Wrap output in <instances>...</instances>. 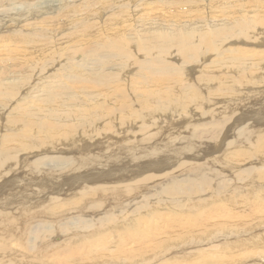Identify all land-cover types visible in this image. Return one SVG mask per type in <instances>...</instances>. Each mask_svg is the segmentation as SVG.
<instances>
[{"label": "bare ground", "instance_id": "obj_1", "mask_svg": "<svg viewBox=\"0 0 264 264\" xmlns=\"http://www.w3.org/2000/svg\"><path fill=\"white\" fill-rule=\"evenodd\" d=\"M31 1L33 2L34 0H0V10H4L2 17L0 15V29H5V31L3 30L4 33L0 34V108H2L0 110V196L2 194L5 195V191L9 189H14L12 191H48L46 198L52 191H70V188L73 191H133L135 193L118 199L106 200L99 206L89 207L87 211H84L86 208L83 207L59 212L50 211L51 214L45 215L37 213L38 217L32 221H21V219L24 218L25 220L36 207L17 208L16 210L21 213L20 216L7 218L6 215L12 209L6 208V205H13L20 200H23L20 206L24 205V202L28 205V201H35L33 196L32 199L34 201L27 200L28 196L25 193L20 198L12 199L7 204H1L0 264H104L102 262L106 264H174V259H177V254L182 252L184 247H195L196 250H192L189 254L190 256H186L178 264H230L235 257L247 256V251H242L239 256H235L237 252L233 256L223 257L220 253H217L211 238L207 239L208 247L206 249L204 247L201 248L203 245V233L211 227L221 228L219 225L222 224H220L219 220L228 217L238 227H244L247 224H250V226L257 225L259 222L255 224L256 220L264 218V203L261 200L264 195H255L254 200L247 202L236 194V197L226 193L221 194L215 197L219 199V202L217 199H213L211 210L204 213L201 202L194 205V202H190L188 198L194 192H201L203 187V189L207 188L209 191L214 189V187H210L209 183L218 181V177L214 175L213 167V163H215L213 161L217 157L214 158L211 155L221 148L210 144L212 143L210 141L212 135L207 137L209 142L203 141L207 138L201 137L202 139L198 143L188 142L186 137L188 138V132H190L191 136L193 135L192 127L205 128L216 125H206V121L215 119L213 116L216 113L217 103L218 105H223V111L226 108L230 111V114L228 113L225 116L227 117L225 120L227 123L224 121L225 123L222 126L220 125V127L224 128L223 130L230 127L233 123L239 124L248 120L250 124H256L258 121L264 122V81L260 88L253 90L247 84L248 81L255 78L254 75L261 69V66L253 61L263 59L264 29H246L253 35L255 33L261 37L258 39L254 38V40L257 39V42L249 43V46L248 42H246V46L238 48L249 56L241 55V58L245 61L241 63L243 66L240 67L246 69V73L242 74L246 83L241 79L231 87L237 91L243 86L245 92L247 94L250 93L249 101L252 98L260 99L258 102L263 105L257 108L260 110H254L252 114H245L248 110L245 111L238 107L240 104L235 105L233 101L232 104L231 100L233 97L229 95L221 97L220 95L223 94L208 77L211 67L200 68L186 65L183 72L180 71L185 74L180 82H189L193 88L200 92V99H196L195 95L185 96L180 93L177 102H172L156 111L155 114L158 120L153 125L129 122L128 116L130 113L123 111L119 113L125 117L121 121L122 125H120L114 121L111 114L104 110L98 100H94L93 96L89 95V89L92 87L99 91L97 95H102L109 88H112L115 83H124L123 81L127 79L120 76L134 70L137 61L134 60L129 64L126 63V65L125 63L120 64L119 70L116 71L114 64H117V57L114 50L110 47V41L113 38L107 40L102 32L105 40L98 29L89 32L85 30L96 26V18L100 19L103 15L109 14L105 20V26L108 24L107 28L111 32L108 31L109 33L106 34L115 36L119 33L120 28H123L121 27L123 23L121 13L123 14L125 11L126 14H124L128 16L132 12L137 13L138 15L135 19L138 24L137 27L140 28L136 29L144 30L150 36L152 34V24L155 23V16L149 13L153 1L67 0L68 5L63 7L49 4L37 10H35L34 6L40 5V0H35V4ZM47 1L57 2L58 0ZM63 1L65 0H60V2ZM256 3L264 4V0H259ZM10 5L16 8V11H14L15 15L19 14L16 17V23L15 19L13 21L10 18H8V21L5 20V17L9 15V11H6V9ZM99 5L104 6L103 10H97ZM240 5L242 4L238 0H174L172 6L161 4V8L168 11L174 10L177 13V18L190 16L191 19L197 20L202 16H207L219 22L225 18L230 8H232L230 15L235 11L232 18L239 15L244 16L248 11L255 10L257 12L263 11L262 18L264 20V6L243 8ZM48 7L51 8L48 9ZM99 7L101 8L102 6ZM35 11L36 13L33 14ZM21 21L22 23H20ZM223 21L224 26L229 22L227 19ZM60 22L63 25L62 29H71L66 34L63 33L64 39L69 43V47L66 48L68 50L64 49L61 53L54 48L50 49L53 40L58 42L62 39V36L56 35L59 30L53 28L56 23ZM113 23L115 26H112ZM126 25L128 26V24ZM16 28L18 29L17 32L16 30H10ZM192 28V25L187 26V29ZM156 29L164 28L158 26ZM124 30V28L121 29V32H124ZM156 33L162 38L166 35L165 31L158 30ZM250 34L246 37L251 36ZM123 39V36L120 35L116 38L118 42L123 41ZM63 41L61 40V42ZM45 42L51 44L46 45L47 48H45L43 47ZM243 42L245 43V41ZM258 46L261 47L258 48ZM211 50L212 53H215L218 48L214 46ZM199 54L198 51H194V56L183 53L179 55L182 58L177 60L186 59L189 61L199 57L201 58V64H204L207 58H211L210 55L207 57V54L198 56ZM77 57H81V61L75 60ZM109 57H111V61L108 60ZM165 57L166 59L168 58L167 56ZM61 58L64 59L60 60ZM136 58L138 59V56ZM150 58L144 64L140 60L142 62L138 65L139 70L137 71L140 83L136 82V87H134V81L138 78L130 83L133 86L130 85V89L134 91V97L136 96V98L139 91L144 90L143 86L147 85L152 88V81L155 77L169 76L172 69L178 70V68H181V65L175 68L170 60L162 62V60ZM142 59L144 58L142 57ZM63 60L64 65L62 67ZM186 60L181 63L187 64ZM46 66H51L55 70L48 69ZM111 67H114L113 73L118 75H114L111 73L112 71L108 70ZM44 68H47L48 72L45 73V76L39 75L38 77L42 70L44 72ZM36 69L37 71L40 70L38 74H34L33 70ZM50 70L53 72H50ZM196 71L199 75L194 76ZM117 76L120 77V82L117 81ZM35 80L37 81L34 82ZM167 83L164 86H168L170 89L174 88L172 84L168 85ZM177 91L179 90L177 89ZM66 93L69 94L67 97ZM125 94H127L126 90ZM125 94L123 86L124 97H126ZM240 99L241 97L237 100ZM90 102H92L93 106H91L92 112L88 116L87 108L90 110ZM143 102L145 103V101ZM107 104L113 108L117 102L109 101ZM68 105L77 108L76 111L78 113L72 118L63 114V110ZM249 105H251V102ZM10 113L16 114L11 116L9 115ZM83 115H87L85 117L88 119L73 120L77 116L82 118ZM100 118L103 120L101 125L96 121ZM231 121L232 123L229 125L228 123ZM80 125L84 126L85 135L81 132L83 127ZM262 127H264V124ZM46 130H51L50 133L53 136L61 134L59 133L60 131L75 132L76 134L71 135L67 139V141L69 140L67 146L69 145L70 147L54 148L55 141L51 137V144L23 146L16 151H12L25 143L24 139L33 138L35 133L40 135ZM263 134L264 132L258 134V137ZM231 135L232 131L229 129L227 133L223 134V139ZM232 137L233 139L226 150L240 148L245 153L253 151L255 155L250 161L252 165L245 168V173L240 178L238 176L241 181H246V184L240 185V183L234 187L229 183V186H223V190L264 191V150H255L259 138L253 134L239 136L233 134ZM251 137L257 138V140L255 139L256 141L253 142ZM76 138H79V140H70ZM176 140L192 145L190 147L192 149L186 151V154L198 153L208 158L210 156L209 160L207 158L201 163L181 161L180 164L188 163L193 166L181 167L179 170L181 173L177 174L172 181L167 179L160 181L166 183L164 186H160L159 189L157 188L158 184H160L158 182L151 183L150 186L146 183L134 185L127 183L128 178L131 180L138 176H143L141 181L151 180L155 178L153 176L155 167H160V170L168 168L167 166L171 165L175 161L173 159L177 157L174 156L172 151L170 155V152L166 150V146ZM139 143L153 144L151 148H145L141 147ZM243 147H247L249 152ZM31 150L38 151L28 157L21 154L17 155L16 160L19 165L14 170H9L11 174L18 173L22 175L23 169L27 167L28 172L24 176L29 178L30 181H21L20 179L9 180L8 182L7 179L4 181L2 170L8 167L7 164L14 158L15 154L26 153ZM60 151H63L64 155ZM47 153L49 154L47 158L50 161H47L46 157H42V154ZM205 153L210 155L206 156ZM72 156L77 158L76 167L67 164L61 169H54V166L58 163L65 162L62 159L66 157L70 159ZM212 157L213 159H211ZM177 160L179 158L176 159V162ZM220 160L225 165L222 169L228 171V174L237 170L239 165H241L224 158V155L222 158L220 157ZM216 170L219 172L223 171ZM253 172L256 173L252 175ZM75 173L78 174L74 177ZM49 175H53L54 178L51 180L45 179ZM258 177L262 178L260 182L257 180ZM182 178H195L196 180L186 186L179 181ZM233 182L235 181L233 180ZM109 183L117 184V186H107ZM193 183L198 184L196 185L198 187H194ZM18 187L21 190L16 189ZM139 191L144 192H142L144 197L141 200L145 198L146 201L143 203H139V200H137L139 195H136V193ZM93 198H96V196L93 195ZM201 198L203 200V197ZM133 199H136V204H134ZM131 200L133 201L130 202ZM122 202H125L124 205H130V210H127L129 209L127 208L126 211H119V208L122 207ZM235 203L246 204L250 207V213H245V218H242L243 215L236 211V217H234L230 207ZM38 204L43 205L42 202ZM244 210L243 212L249 211ZM85 212L86 214L94 215L93 218H81L78 215ZM76 213L78 216L75 215ZM99 214L101 216H99L97 221L94 217ZM69 216H74L73 218L76 220H68V222L61 224L60 229L68 233L71 232L73 235L70 238L53 244L51 242L48 245L49 240H44L45 237L50 238L52 233H54L53 227L59 222L58 220L63 221ZM208 219L209 222L205 223ZM12 220L18 222L19 226L11 225L10 222ZM75 221L81 225L73 227L69 224ZM42 223H46V226H42ZM76 229L80 230L75 231ZM85 231V236L76 235ZM224 235L223 233L222 238ZM40 243H43V246L39 245ZM175 243L181 246L176 248ZM259 244L261 245L260 251L264 252V238L260 240ZM57 246L63 247L51 254V260H49L50 258L45 260V257L43 258L45 249H50L51 252ZM175 251L177 253L173 254ZM204 254L211 255L212 258H205Z\"/></svg>", "mask_w": 264, "mask_h": 264}, {"label": "rangeland", "instance_id": "obj_2", "mask_svg": "<svg viewBox=\"0 0 264 264\" xmlns=\"http://www.w3.org/2000/svg\"><path fill=\"white\" fill-rule=\"evenodd\" d=\"M58 1L57 2L56 1L48 2L47 0H40V2H39L40 5H38L37 7L36 6H34V7L36 8L35 10H37L38 8L41 9L40 7H44L45 5H49V4H53L51 6L55 5L58 7L60 5H61L60 7L68 5L67 0H65L63 2H60V0H58ZM142 1L143 0H140L139 2H142ZM151 1H153V3H152L151 10L149 11V13L155 16V18H154L155 23L152 24V34L150 36L148 35V33L146 31H144V30L140 31V30L136 29V28H140V27H137L138 26L137 20L135 19V17L138 14L135 12H132V14L128 16V15H125L126 14L125 11L123 12V14L125 13L124 15L121 13V16H123V23H122L121 27H123L125 29L124 32H121V29H123V28H120L119 33L115 36L106 34V33L111 32V30H108V28H107L108 24L105 26V24H106L105 20L109 14L103 15V17H101L100 19L96 18L95 19L96 20V26L92 27V28H90L91 27L90 26L89 27L90 29L85 30V31L89 32L91 30L95 31V29H98V30H100V33H101L103 38H104V35H105V38L107 40H110L111 38H113L110 41V47L116 53V57H117L116 63L119 65L114 64L115 68L114 67L109 68L108 70L112 71L111 73H113V68L116 71L119 70L120 66L123 63H125V65H126V63L129 64V63L133 62L134 60L137 61L136 66H134L135 67L134 70L130 71L126 75L120 76V77L127 79V80L123 81L124 83H115L112 86V88H109L102 95H97V93H99V91L95 90L92 87L90 88L91 90L89 89V91H90L89 95L91 94L93 96L94 100H98L102 104L104 110L113 116L114 121L117 122L118 124L122 125L121 121L125 117H124V115L119 114V113L123 112V111H128L130 113V115L128 116V118L130 119L129 122H137V123H140L142 125H153L158 120V117L155 114L156 111L162 107L169 105L172 102H177L180 93L185 95V96L195 95L196 99H200L201 98L200 92L197 89L193 88L189 82H180L181 78L183 76H185V74H183L181 72H183V70L186 68V65L187 66L188 65L189 66L190 65L198 66L200 68L211 67L210 74L208 75V77L216 85L217 89L223 94V95H220L221 97H225L227 95L233 97L231 102L233 101L235 105L240 104L238 107H241L245 111L248 110L245 114H252L254 112V110H256V111L260 110V109H257L258 107L263 106L258 102V101H260V99L252 98L249 101L248 99L251 97L250 93L247 94L245 92V89L243 88V86L241 88H239L237 91L232 89L231 87L234 83H236L237 81H240L241 79L243 82H245V77L242 74L246 73V69L240 67V66H243V65H241V63H243V61H245V60H243L241 58V55H245V56H248V55L243 50H239L238 48L241 46H246L247 45L246 42H248V46H249V43L257 42L256 40L261 37L259 34H255V33L253 35L251 32L247 31L246 29H252V30L257 29V28H263L264 29V20L262 18L263 11H261V12H257L255 10L250 11V12L248 11L247 14L244 16L239 15V16L232 18L233 14H235V11H233V13L230 15V13L232 12V8H230L227 15L225 16V18L220 20V22L222 21V23H220L219 21H216V19H212V18L207 17V16H202L197 20L191 19L190 16H186V18H177V13L174 10L168 11V10H164L161 8V4H169L172 6L174 4V0H166V1L160 0V1H155V2H154V0H151ZM186 1H189V0H186ZM238 1L240 4H242L240 6L243 8H253V7H258V6H264V4H257L256 3L259 0H238ZM32 3L35 4V0ZM7 6H8V4H7ZM7 6H6V8H8ZM10 6L8 9H6V11H9L8 12L9 15L5 17V20L8 21L9 20L8 18H10L11 21H13L15 19V23H16V17L19 14L15 15L14 11H16V8L14 6H11V7H13V8H11ZM99 6H102V7L100 8ZM99 6H98L97 10H103L104 6L103 5H99ZM50 8L51 7H48V9H50ZM3 13H4V10L3 11L0 10L1 17H2ZM35 13H36V11L33 14H35ZM140 14H143V13H140ZM117 16H119V15H117ZM33 17H35V16H33ZM128 18H130V19H128ZM226 19L229 20V22L226 26H224L223 20H226ZM131 21H133V22H131ZM15 23H14V25H15ZM20 23H22V21ZM60 24H61V22L56 23L53 28H56L57 30H59V31L56 30L57 31L56 35L62 36L61 40L62 41L64 40V41L61 42V40H60V41L56 42L53 40L52 44L45 42V43H43L44 44L43 47L47 48L46 45L51 44L52 47L50 49L54 48L55 50H59L61 53L62 50L63 51H64V49L68 50L66 48L69 47V43L66 42V40L64 39L65 36L63 35V33L66 34L71 29H62L63 25L62 24L60 25ZM126 24H128V26ZM188 25H192L193 28L187 29ZM220 25H223V26H220ZM112 26H115V24L113 23ZM158 26L163 27L164 29H156V27H158ZM11 28H13V27H11ZM3 30L5 31V29H0V34L2 32L4 33ZM10 30H16V32H17L18 29L16 28V29H10ZM53 30L55 31V29H53ZM77 30H79V29H77ZM158 30L166 32V35L164 38L157 35L156 31H158ZM260 31L262 32V30H260ZM102 32L104 35L102 34ZM263 32H264V30H263ZM5 33H8V32H5ZM248 34H250L252 37L251 36L246 37ZM106 35H108V36H106ZM119 35L123 36V38H124L123 41H121V42H118L116 40L117 36H119ZM255 35H257V36H255ZM246 38H248V39H246ZM254 38H257V39L254 40ZM243 41H245V43ZM214 46L218 48V51L215 53H212L211 49L214 48ZM250 47H252V45H250ZM260 47L261 46H258V48H260ZM194 51H198L200 53L198 56H204L207 54V57L210 55L211 58L210 59L207 58L206 63H204V64H201V62H200L201 58H199V57H197L196 59L194 58V60H189V61L185 59L188 62L187 64L181 63L182 61H185V60H181V59H179L180 61L177 60L178 58H182L179 55L183 54V53H188V54H191L194 56ZM136 56H138V59L136 58ZM165 56H167L168 58L166 59ZM169 56H171V57L169 58ZM142 57L144 59H142ZM149 57H151L150 59L156 58L157 60H162V62L170 60L173 62V64H174L173 66L175 68H178L179 65H181V68H178V70L172 69L170 71L169 76L155 77L152 81V83H153L152 88H149L147 85L143 86L144 90L143 91L140 90L139 94L136 98V96L134 97V91L132 89H130V85H131L130 83L132 82V80L134 81L135 79H137L139 77L138 72H137L139 70L138 65L142 61L144 64L145 61L149 60ZM80 58L81 57H77V58H75V60L81 61ZM62 59H64V58H61L60 60H62ZM108 60L111 61V57H109ZM112 60H114V59L112 58ZM140 60H142V61H140ZM209 60H211V61H209ZM252 60H254V59H252ZM248 61H250V60H248ZM62 62H63V64H62ZM62 62H61V64H62L61 66L63 67L64 60ZM253 62L255 64L261 66V69L254 75L255 78L253 80L247 82L249 88L252 90L260 88L263 84V81H264V56H263V59L261 58L259 60H255ZM46 67L48 69H52L51 66H46ZM47 68H44V72L42 70V73L40 72L41 74L40 73L38 74V72L40 70L37 71V69H36L33 71H34V74L35 73L38 74V77H39V75L45 76V73L48 72ZM58 68H59V66H58ZM52 70L54 71L55 69L53 68ZM52 70H50V72H53ZM134 71H136V72H134ZM113 74L118 75L117 73H113ZM195 75H199V73L196 71V72H194V76ZM117 77H118L117 81L120 82V79H119L120 77L119 76H117ZM137 80L134 81V87H136V84H137L136 82L140 83V78H138ZM36 81L37 80H35L34 82H36ZM167 82H169V83H167ZM166 83L168 85L172 84L174 86V88L170 89V88H168V86H164ZM123 86H124V94H125V90L128 94V95L125 94L126 97H124V95H123ZM177 89L179 91H177ZM129 91H130V93H129ZM192 92H193V94H192ZM68 95L69 94L66 93V97ZM239 97H241V99L237 100ZM246 98H247V100H246ZM109 101L117 102L116 106H114L113 108L109 107L107 104ZM143 101H145V103ZM248 101H249V103H248ZM233 102H232V104H233ZM250 102H251V105H249ZM88 106H89V104H88ZM91 106H93L92 102H90V110H88V108H87V112H88L87 114H89L88 116H90V114L92 112ZM216 107H217L215 110L216 113H214V116H213L215 119H209L206 121V125H210V124H216V125L208 126L205 128L192 127L191 131H192L193 135L191 136L190 132H188V138L186 137L188 142L198 143L202 139L201 137L207 138V137L212 135V139L210 140V141H212V143H210V144L215 145V146H220V148H221V149L217 150V152H213V155H211V156H214V158L217 157L215 159V161H213V162H215V163H213V167H214V175H216L218 177V181L209 183L210 187H212V188L214 187V189L212 191H209V190H207V188L203 189L204 188L203 187L201 192H199V193L194 192L192 194V196L190 198H188V200L190 202H194V205L196 203L201 202V205L203 207L202 209H203L204 213H206L208 210H211L210 207L213 203V199H217L219 202V199L215 198V197H218L221 194L226 193L230 196H235V194H236L239 198H243L247 202L254 200L255 195H259V194L264 195V191H224L223 190L224 189L223 186H229L230 185L229 183H231V185L234 187H235V185H239L240 183H241L240 185L246 184V181H241V179H239V178L241 175H243V173H245V168L252 165V164H250V161L254 158V155H255L253 151L249 152L247 147L246 148L243 147V149H245L249 153L243 152V150L240 148L232 149V150H229V149L226 150V148L230 145L229 143H231V141L233 139L232 135L233 134L236 136L245 135V134L256 135V137L259 139H258V142L256 144L255 150H264V134L259 135V137H258V134L264 132V127H262L264 122L261 123L260 121H258L256 124H250V122L248 120V121H245V122L239 123V124L233 123L230 127L223 130L224 128L220 127V125L222 126V124L226 122L225 120L227 117H225V116H227L226 114H228L230 111L227 108H226L227 110L225 109L226 112L223 111V105L222 106L218 105V103H217ZM0 110H2V108H0ZM76 110H77V108H73V107L68 105L65 107V110H63V114H64V116H70V118H72V117H74V115H76L78 113ZM15 114L16 113H14V114L10 113L9 115L12 116ZM85 116H87V115H83L82 118L77 116V118L75 117L73 120L85 119L86 118ZM86 119H88V118H86ZM96 121L100 125L103 124L102 118H100ZM87 123H88V121H87ZM230 123H232V121L229 122L228 124L230 125ZM80 126L83 127V128L81 127L82 128L81 132L84 133V135H85L86 131L84 129V126L83 125H80ZM0 127H1V125H0ZM229 129L232 131V135L226 139H223V134L227 133V130H229ZM257 129H258V131H257ZM0 130H1V128H0ZM50 132H51V130H46L44 133H41L40 135H37V133H35L33 138L28 137V138L24 139V141H26V142L23 143L22 145H20L19 147L13 149L12 151H16L17 149H19L23 146H29V145L43 146L45 144H51V141H50L51 137L55 141V144H54L55 147L54 148H56V147H70L69 145L67 146V144H69V140L67 141V139L71 135L76 134L75 132H73V133L68 132L67 133V131H60L59 133H61V134H59L57 136H53ZM258 132H260V133H258ZM257 138L251 137V140L254 142L257 140ZM70 140L78 141L79 138L70 139ZM64 141H67V142L62 144ZM203 141L209 142V139L207 138ZM152 144L153 143H145V144L139 143V145L141 147H145V148H151ZM225 144H228V145H225ZM191 146L192 145H190L186 142H181V141H177V140L173 141L171 144L166 146V150L170 152V155H171V151H172L174 153V156L179 158V160H177V162H176L177 158H174L173 161L175 160L174 161L175 163L172 162L171 165L167 166L168 168H164V169L160 170V167H155V171L153 172V176H155V178H153L151 180L141 181L143 179V176H138V177L132 178L131 180L128 178L127 183L132 184V185L138 184V183H146L148 186H150L151 183L153 184L154 182H156V183L158 182V183H160V184H158V187H157L159 189L160 186L162 187L166 183V182L162 183L160 181H162L164 179L172 181V180H174V178L176 177L177 174L181 173V171H179L181 167L193 166V165H189L188 163H181L180 164L181 161H188L190 163L191 162L192 163H196V162L201 163V162L205 161V159L208 158V157H203L202 155H200L198 153L186 154V151H189L190 149H192V148H190ZM9 150H11V149H9ZM37 151L38 150H31V151L26 152V153H16L14 158L7 164L8 167L6 169L2 170L3 178H5L4 181L7 179H8L7 182L9 180H18V179H20L21 181H30L29 178L24 176V174L26 172H28L27 167H25L23 169L22 175H20L18 173H15V174L12 173L11 174L10 171L14 170L19 165V163L16 160L17 155L21 154L22 156L28 157L31 154L36 153ZM48 153L44 154V155L42 154V157L47 158L49 155ZM60 153L64 155L63 151H60ZM205 154H206V156L210 155L209 153H205ZM223 155H224V158L231 160V161H234V162H237V163H240L241 165H239L237 170L228 174L229 173L228 171H225L222 169V168H224L223 166H225V165L220 160V157L222 158ZM209 158H210V156H209ZM209 158H208V160H209ZM211 159H213V157ZM64 160H65V162H63L61 164L58 163L57 165H55L54 169H61L67 164H71V165H73V167L77 166L76 156H72L70 159H67V157L62 159V161H64ZM47 161H50V160H48V158H47ZM216 169L223 170L222 171L223 173L217 171ZM44 171H46V170H44ZM237 171H238V173H237ZM240 173H242V174H240ZM255 173L253 172L252 175H254ZM77 174L78 173H75L74 177ZM180 176H181V174H180ZM238 176H239V178H238ZM234 177H235V179H234ZM53 178H54L53 175H49L45 179L51 180ZM261 179H262L261 177L257 178V180L259 182L261 181ZM194 180H196V179L195 178L194 179H183L182 178L179 181L181 183L185 184L186 186H188V184ZM233 180L235 182H233ZM193 185H194V187H198V186H196L198 184L193 183ZM107 186H117V184H113V183L110 184L109 183ZM167 187H169V186H167ZM76 188H74V189H76ZM191 188H192V186H191ZM16 189L21 190V188H19V187ZM158 189H156V190H158ZM12 190H14V189H9L8 191H5L6 192L5 195L2 194L0 196V205L1 204H7L12 199L20 198L25 193L28 196L26 198L27 200H29V199L33 200L32 196L35 200V201L33 200L34 202L28 201V205H27V203L24 202V205L20 206V204L22 203L23 200H20L19 202H15V204H13V205H6V208L12 209L10 211V213H8L6 215L7 218H10L12 216L19 217L21 213H19V211L16 210L17 208L21 209L24 207H32V208L36 207L35 210L32 211L31 214L27 218H25V220L23 218V219H21V221H32L33 219L38 217L37 213L38 214L43 213L45 215V214H51L50 211L59 212V211H65V210L77 209V208H83V207L86 208L84 211H87V210H89V207L99 206L102 203H104L106 200L118 199V198H122V197H125V196H128V195L135 193L133 191H73L70 188L69 189L70 191H52L49 193L48 198H46L45 196L47 195L48 191H12ZM203 190H205V191H203ZM142 192L143 191H139L136 193V195H139V198L137 199V200H139V203H143L146 201L145 198L143 200H141L144 197L142 195L144 192L143 193ZM253 192H256V193H253ZM251 193H253V194L248 196ZM93 195L96 196V198H93ZM198 195H200V196H198ZM201 197H203V200ZM133 200H134V204H136V202H135L136 199H133ZM133 200H131L130 202H132ZM261 200H262V203H264V197ZM39 202H42L43 205L38 204ZM124 203L125 202H122V207L119 208V211H121V210L126 211L127 208H129L127 210H130V205H124ZM87 207H88V209H87ZM230 208H232L231 210L230 209L229 210L233 213L234 217H236V213H235L236 211L240 215H243L242 218H245V215H244L245 213H250V207H248L246 204L235 203ZM188 209H190V208H188ZM244 209L249 210V211L243 212V211H245ZM75 215L76 216L79 215L81 218H87V219L93 218V216H94L91 214H86V212L84 214H81V215L80 214L77 215V213H76ZM0 216H1V214H0ZM99 216H101V215L100 214L97 215V217H94V219H96L98 221ZM73 217L74 216H69V217L63 219V221L58 220L59 222L54 227L52 226L54 229V231H53L54 233H52L50 238L45 237V239H44V240H49L48 245H50L51 242H52L51 244H53V243L59 242L61 240H64L66 238H70L71 235H73V233H71V232L68 233V232L64 231L63 229H60L61 224L68 222V220L71 221V220L75 219ZM75 222L69 223V224H71L73 227L81 225L78 222H76V224H75ZM207 222H209V219L207 221H205V223H207ZM219 222H220V224L225 225V226L219 225V227H221V228H215L216 226L208 228L203 233V245L201 246V248L204 247V249H206L208 247L207 246V239L211 238V239H213V243H214V246L216 247L217 253H220L221 256H223V257L233 256L237 252L238 253L235 254V256H239L242 251H247V253H248L247 256L240 257V258L235 257L230 264H264V252H261L259 249L261 247V245L259 244L260 240H262L264 238V218L263 217L261 220H256L255 224L257 222H259V223L255 226L254 225L250 226V224H247L244 227H238L235 223H233L229 220V217L228 218H222L221 220H219ZM10 223H11V225L19 226V223L16 222L15 220H12V222H10ZM69 224H67V225H69ZM41 225L46 226V223L45 224L42 223ZM69 227L72 228L71 226H69ZM78 230H80V229H76L75 231H78ZM60 233H61V236H60ZM223 233L225 235L222 238ZM76 235L77 236L78 235L85 236L86 231L81 233V234H76ZM185 236H186V234H185ZM73 237L75 238V236H73ZM176 243H175V245H176ZM39 245L43 246V243H40ZM174 246H172V247H174ZM179 246H181V245L179 244V245H176L175 247L178 248ZM48 247H50V246H48ZM62 247L63 246H57L55 248V250L51 251V252H50V249L49 250L45 249V251L43 252V255H44L43 258L45 257L44 258L45 260L47 258L49 259L52 253L57 252ZM229 248H232V249H229ZM192 250H196L195 247H187V248L184 247L182 252L177 254V259H174L175 260L174 264H178L186 256H190L189 254L191 253ZM175 253H177V252L175 251L173 254H175ZM203 256L205 258H208V259L212 258L211 255H208V254H204ZM49 260H51V258ZM169 262H170V260H169ZM102 263L106 264L105 262H102ZM219 264H228V263H219Z\"/></svg>", "mask_w": 264, "mask_h": 264}]
</instances>
